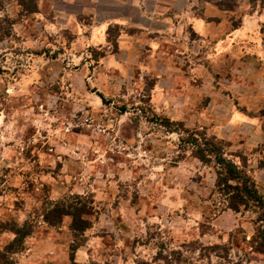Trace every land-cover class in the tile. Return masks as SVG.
<instances>
[{"label": "rangeland", "instance_id": "1", "mask_svg": "<svg viewBox=\"0 0 264 264\" xmlns=\"http://www.w3.org/2000/svg\"><path fill=\"white\" fill-rule=\"evenodd\" d=\"M183 131L264 197V0H0V251L31 231L12 264L47 231L84 264H264V205L229 210ZM68 205L83 233L51 226Z\"/></svg>", "mask_w": 264, "mask_h": 264}, {"label": "trees", "instance_id": "2", "mask_svg": "<svg viewBox=\"0 0 264 264\" xmlns=\"http://www.w3.org/2000/svg\"><path fill=\"white\" fill-rule=\"evenodd\" d=\"M183 133L185 135L180 138L181 144L191 149L194 156L200 161L205 163L213 161L218 168L217 188L222 191L223 201L229 210L239 212L241 208L247 210L264 205V197L257 192L254 182L234 162L224 157L221 148L192 132L183 131ZM50 214H52L50 218H56V222L51 224V226H56V223H60L62 217H70L72 219V231L78 230L83 233L89 228V222L82 219V216L88 215L84 205L79 206V208H74L72 205H68L66 208L56 206ZM261 221L264 220L262 219ZM8 231L13 235V238L0 251V264H12L11 257L22 252L24 240L31 234L26 224L15 226ZM254 240L258 248H264V225L261 228H257ZM77 247L79 245H74L70 251V264H77L72 258L73 252Z\"/></svg>", "mask_w": 264, "mask_h": 264}, {"label": "crops", "instance_id": "3", "mask_svg": "<svg viewBox=\"0 0 264 264\" xmlns=\"http://www.w3.org/2000/svg\"><path fill=\"white\" fill-rule=\"evenodd\" d=\"M65 237L66 235L64 234L55 237L53 231H47V233L45 232L42 235L35 236V238L28 239L31 242H28L26 256L22 259L20 264H32L35 261V259L31 261L32 254L43 251H49L50 256H47V259L51 261V264H70V256L69 253H67L68 242L70 240L67 239V241H64ZM81 248V246L77 247L72 255L73 261L77 264H84L86 260L82 255L83 250H81ZM42 256L46 255H43V253L38 254L40 259Z\"/></svg>", "mask_w": 264, "mask_h": 264}]
</instances>
